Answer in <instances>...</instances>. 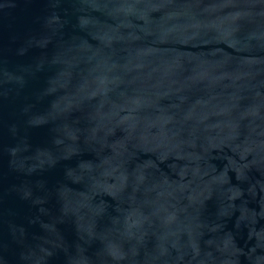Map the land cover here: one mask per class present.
I'll use <instances>...</instances> for the list:
<instances>
[{"label": "water", "instance_id": "95a60500", "mask_svg": "<svg viewBox=\"0 0 264 264\" xmlns=\"http://www.w3.org/2000/svg\"><path fill=\"white\" fill-rule=\"evenodd\" d=\"M0 264H264V0H0Z\"/></svg>", "mask_w": 264, "mask_h": 264}]
</instances>
